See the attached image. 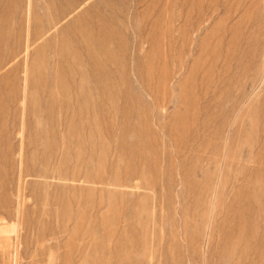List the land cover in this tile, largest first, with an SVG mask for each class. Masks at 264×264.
Segmentation results:
<instances>
[{
	"label": "rangeland",
	"instance_id": "obj_1",
	"mask_svg": "<svg viewBox=\"0 0 264 264\" xmlns=\"http://www.w3.org/2000/svg\"><path fill=\"white\" fill-rule=\"evenodd\" d=\"M0 264H264V0H0Z\"/></svg>",
	"mask_w": 264,
	"mask_h": 264
}]
</instances>
